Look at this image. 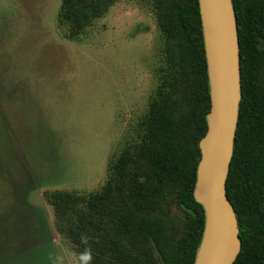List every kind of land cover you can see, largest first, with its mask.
<instances>
[{"label": "trees", "instance_id": "obj_1", "mask_svg": "<svg viewBox=\"0 0 264 264\" xmlns=\"http://www.w3.org/2000/svg\"><path fill=\"white\" fill-rule=\"evenodd\" d=\"M119 0H61L75 40ZM161 37L157 83L135 136L107 164L96 191H45L53 225L81 264H193L204 228L193 195L210 108L198 0H146ZM241 100L226 193L241 249L232 264H264V0H232Z\"/></svg>", "mask_w": 264, "mask_h": 264}, {"label": "rangeland", "instance_id": "obj_2", "mask_svg": "<svg viewBox=\"0 0 264 264\" xmlns=\"http://www.w3.org/2000/svg\"><path fill=\"white\" fill-rule=\"evenodd\" d=\"M61 0H0V264H81L45 191H96L154 92L151 4L119 0L75 40Z\"/></svg>", "mask_w": 264, "mask_h": 264}, {"label": "water", "instance_id": "obj_3", "mask_svg": "<svg viewBox=\"0 0 264 264\" xmlns=\"http://www.w3.org/2000/svg\"><path fill=\"white\" fill-rule=\"evenodd\" d=\"M198 7L210 108L193 188L204 211L193 264H232L241 249L236 212L226 193L242 96L238 26L232 0H198Z\"/></svg>", "mask_w": 264, "mask_h": 264}]
</instances>
